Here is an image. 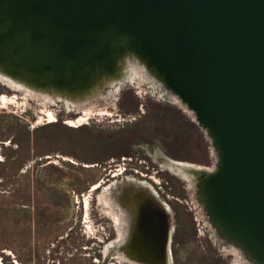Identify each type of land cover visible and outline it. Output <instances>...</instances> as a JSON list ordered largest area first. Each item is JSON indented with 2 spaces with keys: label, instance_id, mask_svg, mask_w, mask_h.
Instances as JSON below:
<instances>
[{
  "label": "rangeland",
  "instance_id": "374dc122",
  "mask_svg": "<svg viewBox=\"0 0 264 264\" xmlns=\"http://www.w3.org/2000/svg\"><path fill=\"white\" fill-rule=\"evenodd\" d=\"M118 63L74 94L0 77V264H129L118 258L127 222L115 200L131 181L188 215L180 264H249L184 176L189 164L216 169L205 131L140 59Z\"/></svg>",
  "mask_w": 264,
  "mask_h": 264
},
{
  "label": "water",
  "instance_id": "95a60500",
  "mask_svg": "<svg viewBox=\"0 0 264 264\" xmlns=\"http://www.w3.org/2000/svg\"><path fill=\"white\" fill-rule=\"evenodd\" d=\"M128 53L205 131L217 166L193 165L201 202L264 264V0H0V66L17 81L86 92Z\"/></svg>",
  "mask_w": 264,
  "mask_h": 264
},
{
  "label": "flooded vegetation",
  "instance_id": "af4514ba",
  "mask_svg": "<svg viewBox=\"0 0 264 264\" xmlns=\"http://www.w3.org/2000/svg\"><path fill=\"white\" fill-rule=\"evenodd\" d=\"M199 167L205 169L203 165ZM202 172L204 171L202 170ZM131 182L136 189H143L141 192L146 193L147 197L140 204L137 215H134L132 207L135 196L133 198L132 196L129 198L123 196L124 200L116 198L115 203L119 208L120 216H123L126 220L127 226L124 224L123 238L118 242L112 240L109 245H116V248H118L117 243L121 242L119 249L123 253L122 256L119 253L118 258L129 264L133 258L139 261L140 264H180L177 249L183 243V231L190 227L188 215L183 212H180L181 215H177L174 210L170 209L171 206L163 203L158 194H155L151 189L149 193L145 192L144 183ZM168 209L173 211L172 226H169L170 222L167 219ZM133 253H135L134 256ZM96 256L101 258L99 253Z\"/></svg>",
  "mask_w": 264,
  "mask_h": 264
},
{
  "label": "bare ground",
  "instance_id": "6f19581e",
  "mask_svg": "<svg viewBox=\"0 0 264 264\" xmlns=\"http://www.w3.org/2000/svg\"><path fill=\"white\" fill-rule=\"evenodd\" d=\"M131 55V54H130ZM134 56V55H133ZM126 57V56H125ZM136 58H138V59H140L138 56H135ZM141 60V59H140ZM142 61V60H141ZM120 66V65H119ZM122 72V71H121ZM0 77H2V78H6V79H9L12 83V85L13 86H15V85H19L18 83H20L19 81H17V79L10 73V72H8L7 70H4L1 66H0ZM122 78V77H121ZM17 82H16V81ZM116 81V80H115ZM105 83V82H104ZM58 95V94H57ZM65 99H67V98H65ZM64 101V100H63ZM190 111V110H189ZM174 162V164H179V165H181V166H184V165H186L185 163H179V162H175V161H173ZM199 167V166H198ZM200 168V167H199ZM185 170H186V172H188V173H185L184 174V176H186L187 178H189V179H191L192 180V175H193V173L192 172H194V166L193 165H191V164H189V165H187V166H185V168H184ZM200 170L202 171H205V169H203V167H202V169L200 168ZM208 171H212L211 169H209ZM193 180L195 181V179H194V177H193ZM196 185H197V181H196V183H195ZM122 187V186H121ZM126 187V186H125ZM131 186H127L122 192L120 191L119 193H117V196H116V198H118V200H124V198H123V196H127L128 198L129 197H131L132 196V198H133V196H134V190H137L135 187L132 189V188H130ZM149 190H150V188H149ZM197 192H198V185H197ZM114 194V193H113ZM140 195H142V194H139L138 193V195H136L135 196V198H134V201L132 202V207H133V211H134V207L136 206V203H138V202H136L137 200V197L138 196H140ZM135 217V216H134ZM241 251H243V249L242 248H240V247H238ZM136 251H137V249H136ZM146 251V250H145ZM169 252V251H168ZM137 253H138V251H137ZM243 253L245 254V252L243 251ZM149 255H150V253H148ZM135 255V253H133V256ZM246 255V254H245ZM127 256V255H126ZM142 257V256H141ZM153 257V256H152ZM127 258V257H126ZM146 258V257H145ZM155 258V257H154ZM247 258H248V260H249V264H256L255 262H254V260L252 259V258H250L249 256H247ZM148 260V259H147ZM150 260V259H149ZM130 262L132 263V264H140V262L139 261H137V260H135L134 258L132 259V260H130ZM154 262H155V260H154Z\"/></svg>",
  "mask_w": 264,
  "mask_h": 264
},
{
  "label": "trees",
  "instance_id": "16d2710c",
  "mask_svg": "<svg viewBox=\"0 0 264 264\" xmlns=\"http://www.w3.org/2000/svg\"><path fill=\"white\" fill-rule=\"evenodd\" d=\"M43 129V127L35 128L32 131L26 130L25 134L28 138H33V140L36 139V135ZM194 134H197V130L194 129ZM109 154H105V156H108Z\"/></svg>",
  "mask_w": 264,
  "mask_h": 264
},
{
  "label": "crops",
  "instance_id": "0c3cea01",
  "mask_svg": "<svg viewBox=\"0 0 264 264\" xmlns=\"http://www.w3.org/2000/svg\"><path fill=\"white\" fill-rule=\"evenodd\" d=\"M191 127V126H190ZM192 128V131H193V133H194V128H193V126L191 127ZM188 131V130H187ZM191 131V130H190Z\"/></svg>",
  "mask_w": 264,
  "mask_h": 264
}]
</instances>
